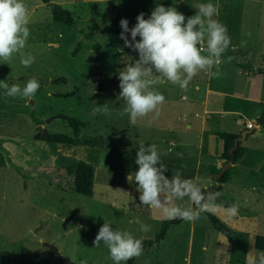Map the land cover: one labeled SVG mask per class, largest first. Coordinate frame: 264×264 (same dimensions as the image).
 Returning <instances> with one entry per match:
<instances>
[{"label":"rangeland","instance_id":"1","mask_svg":"<svg viewBox=\"0 0 264 264\" xmlns=\"http://www.w3.org/2000/svg\"><path fill=\"white\" fill-rule=\"evenodd\" d=\"M31 1L24 0L28 10ZM87 1L64 7L74 15L76 26L91 33L90 37H83L84 31L83 35L78 34L64 23H52L49 9L42 4L29 12L30 36L25 48L13 54L10 63L0 61V81L23 88L28 80L35 78L40 85L31 101L6 97L0 88V264H17L16 254L21 246L42 255L48 264H113L108 259L106 246L92 244L104 222L137 238H151L166 219L162 209L139 204L135 182L127 181V174L137 170L132 159L140 143L148 140V146L157 145L162 161L167 164L169 178L176 170L186 178L194 168L192 157L197 151L198 118L189 117L193 127L188 131L178 128L180 118H176V115L182 116L181 106L193 96L191 86L186 91L169 83L157 86L165 98L176 103L173 109H168L170 103L165 104L158 116L150 113L133 124L127 115H119L124 104L119 98L118 72L138 58L131 49L124 48L123 54L118 51L124 47L119 38L122 31L119 22L126 19L128 27H133L140 9L153 7L154 0ZM155 1L163 5L169 0ZM198 1L214 3V0ZM263 7L264 2L255 0H228L225 5L224 25L229 28L231 40L247 52V60L261 49L264 52ZM149 15L144 13V18ZM103 27L113 31L101 32ZM126 35L130 39V34ZM241 41L247 42L246 47L240 46ZM27 55L34 57L35 62L25 68L20 58ZM237 55L235 52L228 57L238 59ZM228 57L220 65L223 80L215 87L240 91L246 76L237 65L227 64L231 61ZM202 77L199 73L194 79L204 83ZM259 83V95L264 100V74L259 77ZM181 94L186 99H181ZM197 96L202 99V89ZM209 96L213 97L214 93ZM225 99L232 103L231 97ZM239 103L244 109L241 112L249 114L245 102ZM104 104L110 116L93 113L96 106ZM63 115L82 121L75 136ZM204 115L215 116L213 112ZM216 115L239 118L228 111ZM170 122L175 126L176 138L186 144L182 146L186 159L181 162L175 157L169 158L171 154L176 155V146L172 145L173 150L167 152V143L160 141L162 136L169 137ZM39 124L47 132L71 136L74 142L48 143L34 139ZM227 126L223 124L217 129ZM260 129L255 140L243 143L253 150L241 156L236 167L235 162L226 168L230 167L228 177L233 176V182H224L223 189L211 170L200 168L198 173L192 172L206 192L211 188L214 193L216 185H220L216 203L223 207L211 212L231 230V240L212 228L201 212L200 219L194 223L177 220L178 223L169 224L166 234L144 249L133 264H250L263 254L253 247V235H264V187L261 185L264 173L260 170L264 154L255 153L264 149V127ZM216 143L220 150L221 140L217 138ZM73 161L93 166L89 194H79L73 189V177L66 171ZM231 168L237 171L232 172ZM204 179L209 181L202 182ZM175 204L193 207L188 199ZM233 204L239 212L228 219L225 208ZM137 219L151 230L141 232L135 223Z\"/></svg>","mask_w":264,"mask_h":264},{"label":"clouds","instance_id":"2","mask_svg":"<svg viewBox=\"0 0 264 264\" xmlns=\"http://www.w3.org/2000/svg\"><path fill=\"white\" fill-rule=\"evenodd\" d=\"M193 9L195 14L186 17L175 6L157 4L147 19L144 13L137 15L131 28L126 19L120 20L122 31L119 38L123 40L124 47L118 51L123 54L124 48H128L138 57L118 72L119 98L124 104L119 113L121 117L127 115L135 124L139 118L150 113L158 116L159 106L165 102V97L157 86L169 83L186 91L199 73H207L210 78L221 75L219 67L224 63V53L231 46V37L227 27L215 18L219 6L211 2L198 3L193 5ZM28 25L29 10L24 0H0V61L4 64L10 63L13 54L25 48L30 36ZM126 34H130V39ZM246 44V41H241L240 46L246 47ZM34 62L35 58L31 55L20 58V64L25 68ZM39 87L35 78L28 80L23 88L0 81V88L4 89L6 97L27 101H31ZM93 113L111 115L106 104L96 106ZM135 164L137 170L127 175V181L135 182L139 204L150 209H162L169 221L194 223L200 219L201 212L223 207L216 203L218 193L206 192L198 182L184 178L179 170L169 178L166 175L167 164L162 161L156 144L145 146L141 142L135 153ZM184 199H188L193 207L183 208L175 204V201ZM238 212L235 204L225 208L228 219L236 217ZM135 223L139 224L143 233L151 230L139 219ZM92 244L93 247L106 246L108 259L113 264H126L144 252L141 238L129 231L114 230L106 222L99 228ZM250 264H264V254Z\"/></svg>","mask_w":264,"mask_h":264},{"label":"crops","instance_id":"3","mask_svg":"<svg viewBox=\"0 0 264 264\" xmlns=\"http://www.w3.org/2000/svg\"><path fill=\"white\" fill-rule=\"evenodd\" d=\"M49 1H52V2L56 1V3L61 4L63 7L66 4H76V3L88 2L87 0H49ZM107 1H110V0H107ZM190 1H196L197 4L198 3H204V2H201L198 0H182V2H181V0H169V1H167V3H164L163 5L165 7L175 6L177 8V11L183 13L186 17H189V16H192L195 14V10L193 9V5L189 4ZM227 1L228 0H214V3H213V4H216L219 6V13L215 18L219 22L222 20L221 18H223V22L222 21L220 22L223 25L226 23V20H224V17H225L224 12H226L225 11V5H226ZM243 1L251 2L254 0H243ZM255 1L264 2V0H255ZM155 2L156 1L154 0V3H153L154 5L152 4L153 7H151V8L140 9V13H141V11H144V13H151V11L154 9L155 5L159 4L158 2L157 3H155ZM42 4L46 5V3H44V2H41L38 0H32L30 2V6H29V12L32 11L34 8L42 5ZM127 11L131 12V10H125V12H127ZM132 13H135V12L133 11ZM72 17L74 18V15ZM52 23H57V22L52 20ZM59 23H62V22H59ZM65 25H67V24H65ZM68 26L71 27L72 30H75L76 33L83 35V31H84L83 29L84 28L76 26L74 21L71 25H68ZM103 28L110 29V28H106V27H103ZM84 32H85V34L87 33V31H84ZM106 32H109V31H106ZM83 37L88 38V37H86V35L85 36L83 35ZM235 52H238V54L240 56L237 55L238 59L232 58L230 62L229 61L227 62V64L231 63L232 66L237 65L239 68L242 69V73L246 76V78L241 83L242 89L240 91L221 90V89L215 87V85L217 83H219L220 81L223 80V78H221V76L210 78L207 73H201L203 75L202 78L205 79L204 83H199L196 79L193 78V80L189 83V86H191V88H192L193 96L191 97V99H188V101L181 106V108L184 109V111L181 114L182 116L180 117V115H176V118H180L178 128L182 129L183 131H188L189 129H191L193 127V124H191V122H189V117L194 116V117L198 118V121H197V124H198V130H197L198 140L196 143L197 151H196V154L194 155V158L192 157L193 162H194L193 163L194 168H193V170H190L192 172L195 171L198 173L200 168H202V170H204V171H210L212 169L220 168L222 166L223 162L225 161V159L222 157L223 142L221 139H219L215 135V132L225 131V132H229V133H233V134H239V132L243 128L247 127L248 124L253 123L256 120V117L260 113V112L258 113V111H261L264 108L263 107L260 110V107H261L260 105L262 103H264V100L260 98L259 90H258L259 84H260L259 83V77L264 74V69L262 71L256 70L257 68H264V56H263L264 52H263V49H261L258 52V54L254 53V57H251V58H249V60H247V58H246L247 52L245 50L241 49L237 43H235L234 41L231 40V46L224 53L222 59H224L225 57H228V55L234 54ZM236 62H238V64ZM241 62H243V63H241ZM240 64H244V66H239ZM213 71H215V69H213ZM219 71H221L220 67H219ZM201 89L203 92L202 99H200V97L197 96V92H200ZM98 92L100 93V91H98ZM210 93H214V96L210 97L209 96ZM229 97H231L233 99L231 104L227 103V102H229V99H225V98H229ZM180 98L186 99L185 95H183V94H181ZM240 100L245 102L246 106L248 107L247 109L249 111V114H245V113L241 112V111H244V109L242 108L243 109L242 110L240 108L241 107L240 103H239ZM169 103H170V106L168 107V109H170V108L173 109V106L176 103L165 98V102L161 106H159V113H162L165 104L167 106V105H169ZM213 104L215 106H212ZM200 105H201V107H198ZM178 109H180V108H178ZM191 111H192V113H191ZM222 111H228L230 114L239 115V118L238 117L235 118L232 116L223 118V117H221V115H218V116L216 115L218 113H221ZM206 112H213L212 116L215 115L214 117L218 118V119H214V117H211V116L207 118L204 115ZM164 114H165L164 118H165V120H167L168 116L166 115V113H164ZM223 124H225V125L227 124L228 125L227 128H223L221 130H218L217 127L222 128ZM168 125H169V130L167 131V133H168L169 137L167 138L166 136L165 137L162 136L160 138V141L163 143H167V152H170L173 150L172 145L176 146V148H175L176 155L171 154V156L169 158L175 157L176 159H179V161L181 162L182 160L186 159V157L184 156V154H185L184 148L182 147V146H186V144H185L183 139H182L183 140L182 141L181 139L176 138V136L174 134L175 126L173 125V123L170 122V123H168ZM262 126L264 127V125H260V124L255 126L254 129L250 133L247 134L245 140L242 141L241 145L243 147H245V149H246L245 152L243 153L244 156L249 154L253 149L249 146H246V144L243 145V143L248 142V139L249 140H252V139L255 140V136L261 130L260 128H262ZM217 138L219 140H221V142H222L221 143L222 148L220 150H218L219 145L216 143ZM143 143L145 144V146H148V140H144ZM255 153H258V154L263 153L264 154V149L260 148L257 151H255ZM243 155H242V157H243ZM260 155H262V154H260ZM132 161H133V163L137 169L138 166L135 164V157L132 159ZM237 162L234 164L235 167H236ZM234 165H232V166H234ZM234 171H235V168L232 169V172H234ZM192 172H188L189 175L186 176V178H190V179H193L194 181H197V176H193ZM93 174H94V170H93ZM229 178L227 181L233 182V176H231V178H230L231 180H229ZM205 181L208 182L209 180H207V179L202 180V182H205ZM219 183L221 184V187H222L224 182H222V183L219 182ZM218 187H219V189H218ZM216 189H218V190H215L214 193L220 191V185H216ZM222 189H223V187H222ZM180 207H182V206H180ZM133 262H134V260H133ZM142 263L145 264L146 262H142Z\"/></svg>","mask_w":264,"mask_h":264},{"label":"trees","instance_id":"4","mask_svg":"<svg viewBox=\"0 0 264 264\" xmlns=\"http://www.w3.org/2000/svg\"><path fill=\"white\" fill-rule=\"evenodd\" d=\"M41 2L46 3L50 17L55 22H62L67 25H71L73 23V17L69 10L64 8L61 4L52 2L49 0H41ZM190 5L197 4L196 1H190ZM229 30V28H227ZM102 32L113 31L112 29H101ZM91 33H86V37H90ZM78 46V44H77ZM239 66H244V64H240ZM264 68H257V71H262ZM100 90V89H98ZM67 123L72 127L73 135L75 136L79 130V127L83 124L79 119L63 115ZM36 123H39L37 119H33ZM257 122L260 125H264V108L260 111L258 116L256 117ZM215 135L222 140L223 142V152L222 157L225 161L231 160V163L237 162L243 153L245 152V147L241 145L239 142L236 148L233 151V154L230 155L228 149L233 145V139L238 134H233L225 131H217ZM34 139L46 141L48 143H63V144H72L74 142L73 138L67 134L62 133H51L44 131L43 133L37 132L33 135ZM224 163V162H223ZM220 168L212 169L211 172H217ZM262 173H264V164L261 166ZM66 171L68 174L73 176V189L75 192L79 194H89L92 189V179H93V167L90 163L83 161H73L67 167ZM230 171V167L226 169L219 179H216L218 182H225L228 180V173ZM264 187V182L261 184ZM219 189V187H218ZM216 189V190H218ZM210 225L212 228L223 234L228 240H231V230L228 226L221 221L218 217H216L211 211H204ZM178 221H169L167 219L163 220L159 230L154 234L151 238H141L143 240V249L151 246L153 243L160 240L164 234L166 233L167 227L169 224L177 223ZM253 247L257 250H260L264 254V235L254 234L253 235ZM17 264H48V261L42 255L34 252L33 250L21 246L16 254ZM133 259H130L126 262V264H132Z\"/></svg>","mask_w":264,"mask_h":264},{"label":"water","instance_id":"5","mask_svg":"<svg viewBox=\"0 0 264 264\" xmlns=\"http://www.w3.org/2000/svg\"><path fill=\"white\" fill-rule=\"evenodd\" d=\"M60 116V115H59ZM51 118V117H50ZM50 118L46 119V121H49ZM259 123L257 122V120H255L253 123H250L247 125V127L243 128L239 134L233 139V145L228 149V152L230 155L233 154L234 149L236 148L237 144L239 142H242L245 140L246 136L248 133H250L255 126H257ZM38 131L43 133L45 130L42 128V125L39 124L38 125ZM231 160L228 161H224V163L222 164V166L220 167V169L217 172L211 173V175L215 178V179H219L221 177V175L223 174V172L225 171V169L230 165ZM211 190V188H209V191Z\"/></svg>","mask_w":264,"mask_h":264}]
</instances>
